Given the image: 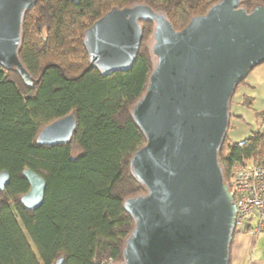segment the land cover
Here are the masks:
<instances>
[{
    "label": "trees",
    "instance_id": "16d2710c",
    "mask_svg": "<svg viewBox=\"0 0 264 264\" xmlns=\"http://www.w3.org/2000/svg\"><path fill=\"white\" fill-rule=\"evenodd\" d=\"M32 1L18 50L32 84L18 68L0 64V171L10 175L0 191V264H56L59 257L61 264H112L122 260L134 226L124 201L145 192L130 169L131 156L145 143L131 109L153 68L145 43L153 24L141 21L143 37L132 67L107 75L89 63L84 32L111 8L135 3L162 12L180 30L219 0ZM255 5L264 0H240L247 11ZM69 113L76 125L68 142L37 144L45 125ZM218 157L226 183L235 162L264 165V131L239 142L226 133ZM25 168L46 181L35 210L20 202L29 188L21 174Z\"/></svg>",
    "mask_w": 264,
    "mask_h": 264
},
{
    "label": "water",
    "instance_id": "95a60500",
    "mask_svg": "<svg viewBox=\"0 0 264 264\" xmlns=\"http://www.w3.org/2000/svg\"><path fill=\"white\" fill-rule=\"evenodd\" d=\"M32 0H0V64L18 68L22 22ZM152 22L154 64L131 116L145 143L130 159L145 192L124 201L134 226L112 264H228L236 207L224 181L218 153L230 123V103L239 82L264 63V5L250 11L240 0H219L175 30L165 14L135 3L113 7L84 32L89 63L102 74L132 67L142 41L141 21ZM73 113L45 125L36 142H68ZM29 184L20 202L41 206L45 179L25 168ZM10 181L0 171V191ZM63 257L56 260L61 264Z\"/></svg>",
    "mask_w": 264,
    "mask_h": 264
},
{
    "label": "crops",
    "instance_id": "0c3cea01",
    "mask_svg": "<svg viewBox=\"0 0 264 264\" xmlns=\"http://www.w3.org/2000/svg\"><path fill=\"white\" fill-rule=\"evenodd\" d=\"M230 127L227 136L242 141L253 131H264V63L254 68L234 93L230 103ZM234 126L233 134L229 133ZM229 264H264V230L233 235Z\"/></svg>",
    "mask_w": 264,
    "mask_h": 264
},
{
    "label": "built area",
    "instance_id": "2783aa9c",
    "mask_svg": "<svg viewBox=\"0 0 264 264\" xmlns=\"http://www.w3.org/2000/svg\"><path fill=\"white\" fill-rule=\"evenodd\" d=\"M227 184L236 207L234 232L264 230V165L251 159L233 163Z\"/></svg>",
    "mask_w": 264,
    "mask_h": 264
},
{
    "label": "rangeland",
    "instance_id": "374dc122",
    "mask_svg": "<svg viewBox=\"0 0 264 264\" xmlns=\"http://www.w3.org/2000/svg\"><path fill=\"white\" fill-rule=\"evenodd\" d=\"M145 43H146V45L150 48V46H151V36H149V37L146 39ZM233 129H234V126H232L231 129H230V131H229V133H231L230 135L233 134V132H232ZM26 236H27V234H26ZM27 238H28V236H27ZM28 241L30 242L29 238H28ZM30 244H31V242H30Z\"/></svg>",
    "mask_w": 264,
    "mask_h": 264
},
{
    "label": "clouds",
    "instance_id": "9594fccd",
    "mask_svg": "<svg viewBox=\"0 0 264 264\" xmlns=\"http://www.w3.org/2000/svg\"><path fill=\"white\" fill-rule=\"evenodd\" d=\"M235 233V232H234Z\"/></svg>",
    "mask_w": 264,
    "mask_h": 264
}]
</instances>
